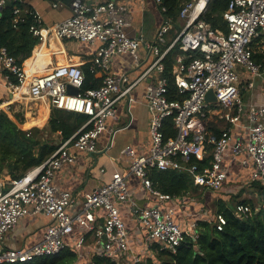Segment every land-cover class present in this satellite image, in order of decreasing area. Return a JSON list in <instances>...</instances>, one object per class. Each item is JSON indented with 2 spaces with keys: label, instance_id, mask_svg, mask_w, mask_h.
<instances>
[{
  "label": "built area",
  "instance_id": "built-area-1",
  "mask_svg": "<svg viewBox=\"0 0 264 264\" xmlns=\"http://www.w3.org/2000/svg\"><path fill=\"white\" fill-rule=\"evenodd\" d=\"M0 0V12L9 2ZM52 1V7L58 3ZM158 5L161 0H154ZM210 0H189L181 5L177 22L181 23L176 36L169 40L174 30L170 20L164 19L150 45V63L140 76L131 79L127 73L110 71L114 57L129 55L135 68H139L141 42L127 34L131 14L119 0H106L91 4L86 0H69L71 16L60 23L43 27L40 16L34 11L30 32L37 38L35 49L48 51L46 65L25 60L17 64L6 48L0 46V73L5 81L7 97L0 98V113L6 114L17 126L38 116L40 107L50 112L57 109L81 114L86 122L68 139L60 142L55 151L39 166L28 170L21 178L11 180L5 170L0 171V264H24L57 255L67 247L75 226L83 233L73 243L72 249L81 256L88 234L97 242L94 255L108 258L118 264H138L144 253L132 249L129 230L123 220L121 207L129 208L145 234L147 250L153 244L159 250L175 252L185 237L196 239L195 225L182 229L174 219V208L167 203L182 205L183 198L160 193L152 188L151 170H175L188 173L195 187L219 191L228 179L225 154L231 152L232 160L243 168H250V181H260L264 187V104L249 105L246 121L242 122L244 107L239 86L242 73L250 79L261 78L263 71L253 56V41L264 34V0H230L223 20L227 33L214 30L202 17ZM160 9V8H159ZM25 11L15 8L17 23ZM164 8L160 9L163 13ZM77 41L97 45L90 70L101 71L103 78L96 89L82 91L84 73L81 63L52 65V58L63 54L54 51L53 42ZM177 48L171 75L182 100H170L169 82L165 76L164 60ZM201 54V56H196ZM152 81L145 90V104L149 114L148 135L150 148L146 155H138L126 145L121 154L128 159L125 172H114L109 182L82 194L81 199L54 184L57 171L73 166L76 152L92 157L97 152L98 139L107 131L108 120L117 113L118 105L130 98L135 87L145 78ZM68 86L77 94L68 92ZM249 87H253L252 82ZM215 102H207L209 92ZM28 104H30L28 106ZM20 113L23 122H20ZM219 115L230 125L216 135L209 131L207 116ZM171 118L176 135L165 139L163 124ZM39 128V126H36ZM34 126L28 129L29 131ZM209 157V165L200 170L197 163ZM103 172V169H101ZM129 176L140 183L157 203L140 207L133 200L127 184ZM184 202V203H183ZM103 212L101 225H97L95 211ZM235 217L245 218L252 213L247 205L239 204L233 211ZM43 215L48 225L43 239L31 247L8 248L3 244L6 235L29 217ZM217 230H222L225 219L214 216ZM141 255V256H140ZM90 263V262H89Z\"/></svg>",
  "mask_w": 264,
  "mask_h": 264
},
{
  "label": "crops",
  "instance_id": "crops-1",
  "mask_svg": "<svg viewBox=\"0 0 264 264\" xmlns=\"http://www.w3.org/2000/svg\"><path fill=\"white\" fill-rule=\"evenodd\" d=\"M91 4L101 3L106 0H86ZM126 5L131 14L130 27L127 29V34L132 38L140 40L139 49V68H135L132 58L129 55L114 57L110 63V71L115 74L127 73L131 79H135L150 63V54L148 45H150L155 37L159 27L162 25L164 18L158 5L154 0H119ZM25 5L31 7L41 18L43 27H50L60 23L61 21L71 16L69 1L53 0L57 2V8L52 7V1L49 0H21ZM180 23V22H177ZM181 23L179 25V28ZM177 29L170 32L168 41L176 36ZM54 51L63 50V54H57L52 58V65L65 63H81L82 70L84 66L91 65V60L95 54L97 45L80 43L77 41L53 42ZM264 51V48H263ZM173 66V64H172ZM90 67V66H89ZM152 77H147L142 80L133 89L130 98L122 101L117 107V113L114 117L108 120V128L98 139L97 152L90 158L87 155L76 152V162L73 166L64 167L57 171L54 177V184L59 189L69 191L75 195L77 199L85 192H91L105 183L109 182L114 172H125L128 167V159L125 158L121 151L129 145L138 155H146L150 148L148 135L149 114L145 104V90ZM252 82L253 87H249ZM5 81L0 73V98L7 97V90L4 87ZM240 98L244 104V112L242 114V122L246 121V114L249 105L264 104V71L261 78L254 80L250 79L248 73H242L241 83L239 86ZM211 103V102H210ZM45 109L46 115L40 116L41 111ZM50 112L46 108L40 107L38 116L31 119V122L36 123L39 127L45 125L50 117ZM22 119L21 115H18ZM43 117V118H42ZM39 119L42 122L39 123ZM31 123V124H32ZM24 125V124H23ZM21 126L22 129H28ZM34 125V126H37ZM207 125L209 131L219 135L230 127L219 115L207 116ZM225 164L228 168V185L242 184L250 181V168H243L238 161L232 160L231 152L225 154ZM103 169V172H101ZM248 181V182H249ZM251 182V181H250ZM258 182V181H256ZM254 183V182H251ZM127 184L133 193L134 202L140 207H148L157 203L146 191L140 190L139 181L132 176L127 178ZM228 186L224 185V188ZM222 188L219 191H222ZM260 188V187H259ZM198 192H202L197 187ZM196 190V191H197ZM191 191L187 194L177 196L185 201L182 205L176 203H167L166 205L174 208V219L177 224L184 230H187L191 225H195L197 221L209 220L213 221L214 216L207 218L204 213L197 216L193 211H201L203 207L198 203H193L189 197ZM204 192V191H203ZM121 213L123 220L129 230L132 249L138 253L143 259L150 252L147 250L145 243V232L139 228L137 221L130 215L129 208L122 206ZM194 214V215H192ZM97 225H101L103 212L101 210L94 213ZM48 225L47 219L43 215L26 218L19 224L11 233L6 235L3 244L8 248L31 247L39 243L43 239V234ZM83 233L82 229L75 226L72 237H69L67 247H72L73 243ZM97 242L92 234H88L81 256L77 264H89L94 253L97 251ZM137 254V255H138Z\"/></svg>",
  "mask_w": 264,
  "mask_h": 264
},
{
  "label": "trees",
  "instance_id": "trees-1",
  "mask_svg": "<svg viewBox=\"0 0 264 264\" xmlns=\"http://www.w3.org/2000/svg\"><path fill=\"white\" fill-rule=\"evenodd\" d=\"M68 2L69 0H65ZM189 0H161L159 8H164L163 18L170 20L173 28L180 29L177 15L184 2ZM230 0H210L202 19L212 29L227 33V24L223 20ZM26 10L14 23L16 16L14 9ZM31 13L34 10L23 2H9L0 12V46L6 48L8 53L21 65L27 60L38 43L30 32L34 19ZM175 37V36H174ZM173 37V38H174ZM253 60L264 71V34L257 37L252 44ZM179 54L177 48L173 49L164 60L165 76L169 82L170 100H182L185 95L177 93L173 76L171 75L174 57ZM196 56H201L197 54ZM90 66V65H89ZM89 66H84V85L82 91L96 89L101 85L103 74L97 70L92 72ZM87 120L81 114L52 109L45 129L34 127L24 131L4 113H0V171L5 170L11 180L21 178L28 170L42 164L57 148L58 144L71 137ZM22 123L23 120L20 119ZM165 139L173 138L176 131L171 118L163 124ZM58 141L54 143L53 136ZM217 135V134H216ZM197 163L200 170L209 165V157ZM152 188L160 193L170 196H181L196 191L191 176L182 171L151 170L148 174ZM264 190V187H260ZM198 191V190H197ZM196 191V192H197ZM263 196V192H260ZM261 204L255 205L250 199L237 201L229 207L225 201H217L216 213L225 219L222 230H217L215 222L200 220L195 224L196 239L185 237L175 252L159 250L153 244L149 250L152 257H146L138 264H264V199ZM247 205L252 213L245 218L235 217L234 208ZM79 254L71 247L64 248L54 256H48L24 264H77ZM89 264H118L114 261L94 255Z\"/></svg>",
  "mask_w": 264,
  "mask_h": 264
},
{
  "label": "rangeland",
  "instance_id": "rangeland-1",
  "mask_svg": "<svg viewBox=\"0 0 264 264\" xmlns=\"http://www.w3.org/2000/svg\"><path fill=\"white\" fill-rule=\"evenodd\" d=\"M178 25H180V23H178ZM30 104H28L29 106ZM243 107L245 108L244 104ZM19 115H21L20 113H18ZM46 115V113H45ZM22 116V115H21ZM23 120V119H22ZM28 122V121H27ZM42 122L39 121V123ZM31 124V122H30ZM30 124H24L23 127L28 128V127H32L34 125H37L36 123H32ZM36 127V126H34ZM44 127V128H43ZM46 124L39 127V128H43L45 129ZM42 129V130H43ZM53 140L54 143H56L58 141L56 135L53 136ZM249 180L243 182L242 184H236L234 187L233 185H228L227 183H225L224 185L228 186L227 188H222V191H211L209 189H202V192H192L190 193L189 197L192 198V202L193 203H198V205L203 207L202 212L201 211H193V213H197L195 217H200V214L204 213V215L209 218L214 216V214L216 213L217 209H216V203L217 201H225L226 204L229 207H233V205H235L237 203V201L243 200V199H250L255 205H259L261 204L262 198L264 199V190H261L259 187L262 186L261 182H254L251 183ZM223 185V187H224ZM263 187V186H262ZM260 192H263V196H260ZM153 256V252L152 250L144 257V259L146 257H152Z\"/></svg>",
  "mask_w": 264,
  "mask_h": 264
},
{
  "label": "bare ground",
  "instance_id": "bare-ground-1",
  "mask_svg": "<svg viewBox=\"0 0 264 264\" xmlns=\"http://www.w3.org/2000/svg\"><path fill=\"white\" fill-rule=\"evenodd\" d=\"M54 45V44H53ZM52 49L54 50L55 47L52 46ZM56 50V49H55ZM35 62L36 65L38 66H42V65H46V63L48 62V51L45 49V47H42V49L40 51H38V49H35L34 51V57L30 58L29 60L26 61V65L30 66V64L32 62ZM46 110L43 109L41 111L40 116H45ZM42 117V118H43ZM39 121H41V119H39ZM31 120H29L28 122H26V124H30ZM32 123V122H31ZM31 125V124H30Z\"/></svg>",
  "mask_w": 264,
  "mask_h": 264
},
{
  "label": "water",
  "instance_id": "water-1",
  "mask_svg": "<svg viewBox=\"0 0 264 264\" xmlns=\"http://www.w3.org/2000/svg\"><path fill=\"white\" fill-rule=\"evenodd\" d=\"M68 92L71 94H77L78 91L76 89L72 88L71 86H68ZM206 101L207 102H215V96L211 91L207 94Z\"/></svg>",
  "mask_w": 264,
  "mask_h": 264
}]
</instances>
